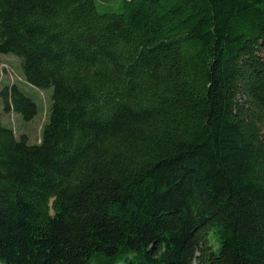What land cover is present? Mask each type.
I'll return each mask as SVG.
<instances>
[{"label": "trees", "instance_id": "obj_1", "mask_svg": "<svg viewBox=\"0 0 264 264\" xmlns=\"http://www.w3.org/2000/svg\"><path fill=\"white\" fill-rule=\"evenodd\" d=\"M0 53L52 88L0 119L1 264H264V0H0Z\"/></svg>", "mask_w": 264, "mask_h": 264}, {"label": "rangeland", "instance_id": "obj_2", "mask_svg": "<svg viewBox=\"0 0 264 264\" xmlns=\"http://www.w3.org/2000/svg\"><path fill=\"white\" fill-rule=\"evenodd\" d=\"M122 0H96L97 8L100 11L118 9ZM17 84L19 88L29 96L37 105V113L30 120H24L20 114L6 113L0 102V119L10 126L15 135L27 136L29 144H36L40 141L42 126L46 123L49 106L52 102V88H36L23 79L20 58L11 53H0V88L6 84ZM211 243H214L211 241ZM1 264V263H0Z\"/></svg>", "mask_w": 264, "mask_h": 264}]
</instances>
